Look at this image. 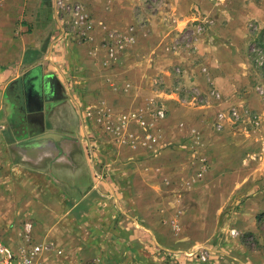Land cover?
<instances>
[{
    "label": "crops",
    "instance_id": "0c3cea01",
    "mask_svg": "<svg viewBox=\"0 0 264 264\" xmlns=\"http://www.w3.org/2000/svg\"><path fill=\"white\" fill-rule=\"evenodd\" d=\"M55 1L0 0V241L18 250L22 224L32 220L46 249L34 264H201L191 255L203 248L208 264H264L263 250L218 232L216 223L227 200H243L230 220L241 233L254 232L264 212V181L245 177L249 140L231 137L233 156L221 151L224 166L211 171L228 175L208 183L209 198L199 196L187 210L183 195L169 194L174 184L160 178L173 174L183 190L185 174L197 168L186 161L196 153L162 150L158 161L137 145L150 142L143 132L152 120L154 75L167 74L152 62L173 33L215 17L217 0H164L170 26L162 11L145 13L144 0H66L81 3L93 20L83 41L68 31ZM114 99L132 112L117 121L123 143L104 127L105 111L120 108ZM185 127L166 133L162 145L191 142ZM255 172L264 175V167Z\"/></svg>",
    "mask_w": 264,
    "mask_h": 264
},
{
    "label": "rangeland",
    "instance_id": "374dc122",
    "mask_svg": "<svg viewBox=\"0 0 264 264\" xmlns=\"http://www.w3.org/2000/svg\"><path fill=\"white\" fill-rule=\"evenodd\" d=\"M217 2L220 9L215 17L196 22L183 31L181 36L173 33L172 40L165 47L162 57L157 58V63L152 62L155 66L153 70L158 73L164 65L167 66V70L165 69L167 74L164 77L154 75L153 99L147 101V105L150 106L147 112L150 113L152 120L143 133L152 135L155 141L145 140L137 143L139 148L146 147L148 153L150 152L153 158H158V161L162 150L196 153L198 156L196 160L189 163L186 161L187 169L189 165L197 168L185 174L183 190H176V185L180 184L181 180H172L173 174L160 178L161 182L171 188L174 184L169 194L183 195L186 210L190 208L189 203L197 202L199 196L202 201L209 198L210 195L205 194L208 183L219 182L228 175L225 172L211 174V171L223 168L225 157L221 151H228V154H231L234 149L230 142L231 137L241 136L249 140L250 151L246 154L245 163L251 165L252 171L245 177L253 183L264 181V175L255 172L259 167H264V71L259 70L263 59L254 67L250 58V52H254L256 46L254 39L264 29V0H217ZM144 4L145 13L154 15L162 11L165 13L162 14L163 17L167 18L165 21L171 25L173 14L170 9L168 10L164 0H144ZM200 26H203L205 31L199 32L197 28ZM223 33L226 35L222 37ZM212 34L215 38L219 36L217 42L213 41ZM227 34L233 38H226ZM162 90H166L169 95L161 94ZM105 96L107 101H113L108 94ZM165 97L173 102L171 108L163 104ZM155 98L159 99L154 100ZM124 99H114L115 105L120 108L115 110L114 114L105 111L104 118L106 131L120 136L121 143L125 142L126 138L124 134H120L122 127L117 121L121 116L132 113L125 109ZM162 110L165 111L164 118L158 115ZM130 118H134V114L130 115ZM164 122L167 124H163ZM183 124L187 126L183 135L190 136V139H187L191 142H169L167 146L162 145L165 134L174 133L176 126ZM127 147L132 148V144L129 143ZM172 155L176 160L174 153ZM160 176L158 175V178ZM230 186L225 188L228 189ZM251 193L253 194L254 190H251L249 195ZM242 202V198H239L231 205L233 203L227 200L219 207L216 222L218 232L222 233L224 229L237 230L230 220L239 212ZM258 215L254 232L241 233L237 230L240 235L238 240L249 249L264 251V225H258ZM28 222L33 226L31 243L37 245L39 240L35 237L34 222L32 220ZM22 225L23 234L25 223ZM233 242L225 240L224 245L230 248ZM20 243V246L27 244L24 235L20 236Z\"/></svg>",
    "mask_w": 264,
    "mask_h": 264
},
{
    "label": "built area",
    "instance_id": "2783aa9c",
    "mask_svg": "<svg viewBox=\"0 0 264 264\" xmlns=\"http://www.w3.org/2000/svg\"><path fill=\"white\" fill-rule=\"evenodd\" d=\"M55 7L61 16L62 22L65 23L72 36H76V38L82 41L86 40L88 38V33L93 29L94 25L91 16L87 13L84 6L78 2L56 0ZM197 30L203 32L205 28L200 26ZM158 115L160 118H164L165 111H160ZM147 140L155 141L152 135H148ZM262 224L264 225V216L261 218V225ZM32 232L33 226L31 222L26 223L22 235H24L27 244L21 246L18 250H14L0 241V264H34L37 256L46 249L31 243L30 236ZM230 236L232 238H237L240 235L237 230L231 229ZM203 249L204 250L199 253L191 255V257H195L201 264H208L210 254L209 248Z\"/></svg>",
    "mask_w": 264,
    "mask_h": 264
},
{
    "label": "trees",
    "instance_id": "16d2710c",
    "mask_svg": "<svg viewBox=\"0 0 264 264\" xmlns=\"http://www.w3.org/2000/svg\"><path fill=\"white\" fill-rule=\"evenodd\" d=\"M255 48L254 52H250L251 63L255 66H258L260 59L262 61V67L259 70L264 71V29L261 30L257 37L254 39ZM264 216V213L260 214L257 217L258 225H261V218Z\"/></svg>",
    "mask_w": 264,
    "mask_h": 264
},
{
    "label": "water",
    "instance_id": "95a60500",
    "mask_svg": "<svg viewBox=\"0 0 264 264\" xmlns=\"http://www.w3.org/2000/svg\"><path fill=\"white\" fill-rule=\"evenodd\" d=\"M46 1H51V0H46ZM47 137H52V138H54V136H53V135H49V136H47Z\"/></svg>",
    "mask_w": 264,
    "mask_h": 264
}]
</instances>
